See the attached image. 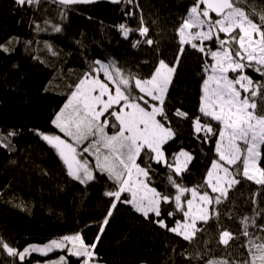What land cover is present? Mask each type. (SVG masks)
<instances>
[{
    "label": "trees",
    "instance_id": "trees-1",
    "mask_svg": "<svg viewBox=\"0 0 264 264\" xmlns=\"http://www.w3.org/2000/svg\"><path fill=\"white\" fill-rule=\"evenodd\" d=\"M192 3L122 0L117 5L64 7L52 0H40L39 4L21 7L14 0H0V46L9 49L0 51V135L17 133L11 138L13 150L0 149V240L19 250L77 232L89 242L94 240L108 207L102 193L110 188V182L101 179L85 187L71 180L58 156L34 130L56 132L51 118L65 102L71 86L95 60L115 64L125 75L140 77H148L161 59L173 63L179 48L177 28ZM247 3L260 7V0ZM141 18L149 29L147 36L133 31L125 39L119 25L135 30ZM53 25L62 31L55 32ZM149 38L152 45L145 42ZM46 44L52 46L55 55ZM206 59L189 46L165 100L177 132V138L166 145L168 152L183 148L194 155L189 170L179 178L185 186L202 184L214 158V144L194 139L190 121L174 115L180 109L189 117H202L199 99ZM247 74L254 80L262 79L251 70ZM168 174L157 166L152 185L171 192ZM215 208L219 217L211 212L206 224L197 222L202 230L184 240L132 212L129 206L118 205L98 244L99 258L102 264H205L208 259L242 262L247 253L241 221L249 217V224L254 218L257 226L264 225V188L242 179ZM174 219L182 220V215L177 213L167 223L174 226ZM223 230L237 237L227 247L219 243ZM248 231L264 236L258 227L250 226ZM57 255L32 253L25 264H47ZM66 259L68 264H77L76 257ZM0 264H13V258L2 249Z\"/></svg>",
    "mask_w": 264,
    "mask_h": 264
},
{
    "label": "snow or ice",
    "instance_id": "snow-or-ice-1",
    "mask_svg": "<svg viewBox=\"0 0 264 264\" xmlns=\"http://www.w3.org/2000/svg\"><path fill=\"white\" fill-rule=\"evenodd\" d=\"M39 2L14 0L21 7ZM52 2L67 7L96 0ZM111 2L119 4L122 0ZM36 28L41 30L39 25ZM52 28L57 33L62 31L57 25ZM119 31L128 39L133 31L147 36L149 29L141 18L138 29L120 24ZM176 34L179 48L175 60L171 64L159 60L148 77L125 75L115 64L95 60L71 86L65 102L51 118L56 132L34 130L58 156L71 180L85 187L101 179L110 182V188L102 193L108 207L92 242L80 232L43 245L30 244L22 250L0 240V249L13 258V264H25L32 253L47 257L55 251L76 257L77 264H102L97 247L118 205H127L151 223L190 240L202 230L197 221L206 224L210 219V207L212 214L219 217L214 205L227 199L228 192L242 179L264 188V0H260L259 8L249 6L247 0H193ZM145 42L153 44L150 38ZM189 46L207 58L199 105L202 117H189L180 109L174 115L190 121L194 139L214 144V158L203 183L196 186H185L179 179L189 170L194 155L183 148L170 154L166 147L177 138V132L165 100L180 58ZM45 47L56 54L51 45ZM0 51L9 49L0 46ZM248 70L262 79L254 80ZM16 135L15 131L0 135V149L13 150L11 138ZM157 166L169 173L171 192L152 185ZM177 213L182 220L174 219V226L169 225L167 220ZM249 219L241 221L246 258L242 262L208 259L205 264H264V236L248 231L251 226L264 233V225L257 226L254 218L249 224ZM236 238L223 230L219 243L227 247ZM47 264L68 261L61 255Z\"/></svg>",
    "mask_w": 264,
    "mask_h": 264
},
{
    "label": "rangeland",
    "instance_id": "rangeland-1",
    "mask_svg": "<svg viewBox=\"0 0 264 264\" xmlns=\"http://www.w3.org/2000/svg\"><path fill=\"white\" fill-rule=\"evenodd\" d=\"M103 63H105V62H103ZM105 64H107V63H105ZM201 87H202V85H201ZM201 94H202V93H201V89H200V97H201ZM199 105H200V99H199ZM203 119H204L205 121H207L208 118H203ZM211 123L213 124L214 127H217V128L219 127V125L217 124V122H215V121H211ZM213 138L215 139V137H213ZM212 195L215 196V195H218V194L213 193ZM214 207H216V205H214ZM211 212H212V209H211V207H210V208H209V213H211ZM197 222H201V221L198 220ZM53 253H58V255H57V257H56L57 259H58V257L61 256V255H65L66 258H67V255H66L65 252L55 251V252H52V253H49V254H53ZM57 259H56V260H57ZM54 260H55V259H54Z\"/></svg>",
    "mask_w": 264,
    "mask_h": 264
},
{
    "label": "water",
    "instance_id": "water-1",
    "mask_svg": "<svg viewBox=\"0 0 264 264\" xmlns=\"http://www.w3.org/2000/svg\"><path fill=\"white\" fill-rule=\"evenodd\" d=\"M97 3H111L113 5H117L111 2V0H96L95 3L92 4H87V5H93V4H97ZM58 4V3H57ZM73 6H83V5H73ZM65 7V6H64ZM67 7H71V6H67ZM214 16V14H212Z\"/></svg>",
    "mask_w": 264,
    "mask_h": 264
}]
</instances>
